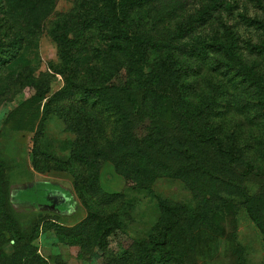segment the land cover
Returning <instances> with one entry per match:
<instances>
[{"label": "rangeland", "instance_id": "obj_1", "mask_svg": "<svg viewBox=\"0 0 264 264\" xmlns=\"http://www.w3.org/2000/svg\"><path fill=\"white\" fill-rule=\"evenodd\" d=\"M108 1L0 0V158L4 164L0 232L6 231L3 226L12 225L23 241L31 240L27 245H17L5 232L6 239L0 241V264H14L23 253L29 256L30 264H44L42 261L46 260L48 264H109V254H102L97 248H83L71 236V229L87 217L88 210L95 211L93 200L80 199L66 173L36 169L31 141L39 129L43 130L42 143L48 145L53 155L66 159L70 147L82 140L85 121L80 105L53 97L65 85V78L71 76L75 84L124 78L130 63L122 53L115 52L106 61L100 56L108 48L103 35L111 34L101 29L105 13L110 12ZM179 2L180 11L183 10L181 24L186 23L188 28L182 31L185 46L212 42L213 35L222 32L223 26L238 32L242 46L264 39L262 26L247 25L255 21L264 24V0ZM207 5L213 8L210 22L201 28L200 24L190 26L194 20L190 13ZM163 27L166 33L174 26L163 23ZM20 28L24 29L23 36L18 35ZM188 51H180L177 56L178 62L187 68L186 76L192 74L183 77L188 84L184 87L185 102L196 108L208 98L220 97L219 109L225 110V115L212 118V125L217 126L223 139L232 135L235 147L241 149L239 169L245 172L244 164L248 163L253 168L242 181L246 197L231 195L213 203L218 228L213 229L211 246L201 245L200 264H264V109L257 105L256 93L251 90L237 91L230 83H216L223 80L220 73L225 69L214 71L220 66L214 60L215 54L209 53L204 62V58ZM75 55H80L78 62L72 61ZM243 55L264 76V54L253 55L243 50ZM9 58L11 62L3 65ZM257 110L261 117L254 115ZM141 123L172 124L165 114L160 121L142 114ZM143 171L125 175L107 162L98 180L104 191L118 193L130 204L129 216L133 221L127 226L129 234L146 229L159 214L149 191L132 188L152 179L150 173ZM154 182L155 194L183 202L190 196L177 179L160 177ZM2 215L8 216L7 220ZM123 238V242H129L128 237ZM109 240L110 249L115 251V235H110Z\"/></svg>", "mask_w": 264, "mask_h": 264}, {"label": "trees", "instance_id": "obj_2", "mask_svg": "<svg viewBox=\"0 0 264 264\" xmlns=\"http://www.w3.org/2000/svg\"><path fill=\"white\" fill-rule=\"evenodd\" d=\"M108 4L110 12L105 13L101 29L111 34L103 35L108 48L103 49L100 56L106 61L114 57L113 53H122L130 63L129 68L118 81L114 77L75 84L71 76L65 78V85L53 97L82 107L85 121L82 140L70 147L66 159L58 158L42 143L43 130L39 129L31 140L33 165L41 171L66 173L77 196L93 200L95 211L88 210L87 217L71 229V236L81 242L83 248H97L102 254H109L107 263L200 264V247L202 244L211 246L215 236L213 229L218 228L213 203L231 195L246 197L242 181L250 176L253 168L248 163L244 164L245 172L239 169L241 149L235 147L232 135L228 140L223 139L217 126L212 125V118L225 115V110L219 109L220 97L208 98L196 108L185 102L184 87L188 84L183 77L187 68L178 62L177 56L188 49L205 62L209 53L215 54L214 60L220 66L213 68L214 71L225 69L220 73L223 80L216 83L221 86L230 83L237 91L251 90L256 93L257 105L264 109L261 102L264 76L254 62L248 63L243 55V50L253 55L264 54V39L242 46L238 32L223 26L222 32L213 35L212 42L200 41L188 47L182 42V31L188 28L186 23L181 24L183 10L180 11L179 0H109ZM212 9L207 5L190 13L194 20L189 25L200 24V28L207 25L214 17L210 13ZM163 23L174 27L165 33ZM250 23L247 25L264 28L262 21ZM17 31L19 36L24 35L23 28ZM79 56L75 55L72 61L78 62ZM11 59L3 65H8ZM142 114L155 121H160L165 114L172 124L144 126ZM257 114L254 115L261 117ZM107 162L125 175L143 170L144 174H151L152 179L145 184L132 186L134 190L149 191L159 213L141 232L127 233L133 218L129 216L131 206L124 196L106 192L99 185L101 169ZM45 163L48 166H44ZM3 176L4 164L0 158V190ZM160 177L182 182L190 192L189 198L183 202L155 194L152 186ZM2 216L7 220L8 216ZM3 229L6 231L0 232V241L6 239L5 232L17 245L31 241H23L12 225ZM118 233H122L121 238ZM110 235H115V251L109 247ZM123 237H128L129 242H123ZM42 262L48 264L47 260ZM30 263L25 253L14 260V264Z\"/></svg>", "mask_w": 264, "mask_h": 264}]
</instances>
